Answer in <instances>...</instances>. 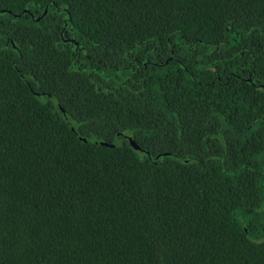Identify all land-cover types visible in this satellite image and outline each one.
Returning a JSON list of instances; mask_svg holds the SVG:
<instances>
[{"label":"trees","instance_id":"16d2710c","mask_svg":"<svg viewBox=\"0 0 264 264\" xmlns=\"http://www.w3.org/2000/svg\"><path fill=\"white\" fill-rule=\"evenodd\" d=\"M0 46V264H264V0H0Z\"/></svg>","mask_w":264,"mask_h":264},{"label":"water","instance_id":"95a60500","mask_svg":"<svg viewBox=\"0 0 264 264\" xmlns=\"http://www.w3.org/2000/svg\"><path fill=\"white\" fill-rule=\"evenodd\" d=\"M2 47L0 46V49ZM57 104H58V101H55ZM61 111L63 112V115L65 118H68V115L61 109ZM86 140V139H84ZM130 146L136 150V144L134 143V141L131 139V138H127ZM103 145H107V146H112L111 144H105V143H102ZM162 156H167V157H172V158H175V159H180L179 157L175 156L173 153H165V154H162ZM151 161H154L152 158H150Z\"/></svg>","mask_w":264,"mask_h":264},{"label":"snow or ice","instance_id":"6c2138e0","mask_svg":"<svg viewBox=\"0 0 264 264\" xmlns=\"http://www.w3.org/2000/svg\"><path fill=\"white\" fill-rule=\"evenodd\" d=\"M127 138V137H126ZM136 150L138 151H142V152H145L147 153L148 149L147 148H140L139 146H136Z\"/></svg>","mask_w":264,"mask_h":264},{"label":"flooded vegetation","instance_id":"af4514ba","mask_svg":"<svg viewBox=\"0 0 264 264\" xmlns=\"http://www.w3.org/2000/svg\"><path fill=\"white\" fill-rule=\"evenodd\" d=\"M61 110V109H60Z\"/></svg>","mask_w":264,"mask_h":264}]
</instances>
